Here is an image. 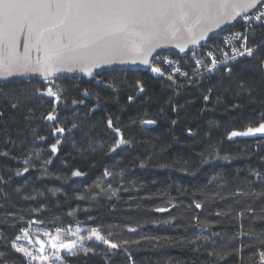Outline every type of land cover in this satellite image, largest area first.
<instances>
[{
  "label": "trees",
  "instance_id": "16d2710c",
  "mask_svg": "<svg viewBox=\"0 0 264 264\" xmlns=\"http://www.w3.org/2000/svg\"><path fill=\"white\" fill-rule=\"evenodd\" d=\"M243 32L253 57L183 81L127 69L0 83V264H27L13 248L25 230L77 226L110 243L76 244L62 264H264V137L230 136L264 114V27ZM109 118L130 141L114 151Z\"/></svg>",
  "mask_w": 264,
  "mask_h": 264
},
{
  "label": "snow or ice",
  "instance_id": "6c2138e0",
  "mask_svg": "<svg viewBox=\"0 0 264 264\" xmlns=\"http://www.w3.org/2000/svg\"><path fill=\"white\" fill-rule=\"evenodd\" d=\"M254 16L247 15L249 9H257ZM244 13L243 20L255 19L264 22V0H0V78H7L14 72L34 71L48 74L58 69V66H81L86 68L91 75V68L99 63H110L111 57L117 55H128L133 60H140L145 65H150L151 71L163 76L165 73L161 67L151 64L149 57L153 50L159 47L162 42H171L182 33L188 34L190 40L185 43H196L198 39H204L212 28H218L222 24L230 23ZM196 29H199V36H196ZM24 34L23 53L20 36ZM248 36L237 32L232 39L248 40ZM183 50V45H178ZM31 47L43 51L42 58L34 62L30 54ZM243 50L233 48V55L227 56L229 60H236L239 57H253L255 49L261 47H246L241 45ZM211 55V53H209ZM163 63H169L164 60ZM223 61L213 59L210 70ZM264 68V63L261 65ZM231 71V69H227ZM173 71H179L174 69ZM183 75H187L183 73ZM172 79L171 74L168 76ZM139 91H144L143 84L136 82ZM48 95L59 100L61 97L58 91L52 87L47 89ZM208 99L207 96L204 97ZM133 100L132 96L128 97ZM12 103V107H17ZM76 103V101H73ZM50 112L45 119L57 120V116ZM143 124H155V120H142ZM175 123V121H173ZM108 127L115 132L119 139L113 145V151L121 145L129 144L118 127H114L111 118L107 121ZM63 127L54 129L53 135L64 132ZM191 131V130H189ZM264 134V114L262 122L257 127L249 126L246 131H232L231 137L255 136ZM56 144L51 145L52 152L57 151ZM224 159H229L225 156ZM27 163V161H25ZM24 171H28L27 168ZM19 174V173H18ZM73 176H81L80 171H73ZM105 175L110 173L105 172ZM196 207H200L199 204ZM58 235L53 241L59 239ZM28 233L25 230V236ZM75 235V233H73ZM103 240L110 243L95 229L87 236H81L80 240ZM20 239V237H17ZM43 241L41 244L43 245ZM76 241L70 243L51 244L53 249H66L70 254L75 255L71 250ZM111 248L118 247L111 244ZM17 252L27 257V264L32 261H40L46 264L49 260L47 255H37L24 246H17L13 243ZM44 252V247L39 249ZM53 256L59 257L58 252ZM4 253H0L3 257ZM264 260V252L260 253Z\"/></svg>",
  "mask_w": 264,
  "mask_h": 264
},
{
  "label": "water",
  "instance_id": "95a60500",
  "mask_svg": "<svg viewBox=\"0 0 264 264\" xmlns=\"http://www.w3.org/2000/svg\"><path fill=\"white\" fill-rule=\"evenodd\" d=\"M258 8L259 6L257 7V9ZM257 9H249L247 15H250ZM243 15L244 13H241L240 16H238L235 20L231 21L230 23L222 24L218 28H212L211 31L207 33L204 39H198L196 43H185V41L191 39V37H189L188 34L186 33H182L175 40H172L171 42H162L159 47H156L153 50L151 56L149 57L151 64L154 58L161 54H175L180 58H185L188 55V53L192 51H197L200 48L207 46L208 42L211 39L223 34L228 29L237 25L239 21L242 19ZM199 31H200L199 29H196V36H199ZM23 41H24V34H21L20 36L21 47L19 49L21 53H23L24 50ZM178 45H183V50H181V47H179ZM30 54L32 56L33 62L37 58H42L44 55L43 51L38 52L35 47H31ZM110 59H111L110 63H99L98 66L92 67L91 75L89 74V71L86 68H83L79 65L74 67L58 66V69L56 71L50 72L48 74H44L42 72H34V71L14 72L11 76H8L7 78H0V83H9V82L21 81L24 79L54 81L59 78H73V77H81L87 81H91L96 77V75L102 72L127 70V69L148 71L151 72L154 76L158 75L151 71L150 65H145L140 60L134 61L131 56L117 55L115 57H111ZM252 137H264V134H256L255 136Z\"/></svg>",
  "mask_w": 264,
  "mask_h": 264
},
{
  "label": "built area",
  "instance_id": "2783aa9c",
  "mask_svg": "<svg viewBox=\"0 0 264 264\" xmlns=\"http://www.w3.org/2000/svg\"><path fill=\"white\" fill-rule=\"evenodd\" d=\"M261 10L260 7L251 15L254 16L257 11ZM242 26V29H234L226 32L221 36V39H219L216 43L213 45H208L207 47L201 49L200 51L192 52L189 54V59L191 61V66H188L190 70H185L182 67L181 62L177 59L172 57L171 55H161L156 58V65L160 66L168 71L171 76L176 77L180 80H186L189 78L190 74H193L194 76L199 75H205L207 73L213 72L214 70L221 67L223 64H226L228 62H231L233 60H229L224 55L225 53L227 56L233 55L232 49L237 48L241 51L243 48L241 47L242 44L244 46L248 47V42L243 41L242 39H232V35L234 33L240 32L242 33L246 28H252L255 26H262L264 27V22H258L255 19H252L250 21H245L243 18L241 19L240 23ZM244 29V30H243ZM243 30V31H242ZM211 53V55H209ZM240 57L237 56L236 59H239ZM213 59H217L220 61H223V63L217 64L214 68H211L210 65L211 61ZM164 60H167L169 63H163ZM174 69H179V71H173ZM183 73H186L187 75H183Z\"/></svg>",
  "mask_w": 264,
  "mask_h": 264
},
{
  "label": "rangeland",
  "instance_id": "374dc122",
  "mask_svg": "<svg viewBox=\"0 0 264 264\" xmlns=\"http://www.w3.org/2000/svg\"><path fill=\"white\" fill-rule=\"evenodd\" d=\"M28 235L23 236L21 245L31 250L34 254L37 255H47L49 256V260L46 262V264H62V259H58L57 256H53V252H58L59 257L63 258V255L70 254V252L66 249H53L51 247V244L53 242L59 244L61 242L63 243H70L71 241H76V244L80 247H84L85 245L89 244V242H103V240H96L95 238L88 240H80L81 236H84L83 228L80 226L75 227L72 231H65L61 230L59 233V239L53 241V237H56L58 235L57 230L54 232L44 230V229H35L30 228L27 230ZM75 233V235H73ZM85 237V236H84ZM41 241H43V245L41 244ZM75 244V245H76ZM109 244V243H108ZM41 247H44V252L40 253L39 249ZM75 248H73L71 251L73 252ZM28 259V258H27ZM32 264H41L40 261H32Z\"/></svg>",
  "mask_w": 264,
  "mask_h": 264
},
{
  "label": "bare ground",
  "instance_id": "6f19581e",
  "mask_svg": "<svg viewBox=\"0 0 264 264\" xmlns=\"http://www.w3.org/2000/svg\"><path fill=\"white\" fill-rule=\"evenodd\" d=\"M261 27V26H260ZM244 33V32H243ZM190 66V65H189ZM188 69V68H187ZM192 76V75H191ZM198 76V75H197ZM196 78V77H195ZM183 81V80H182Z\"/></svg>",
  "mask_w": 264,
  "mask_h": 264
}]
</instances>
